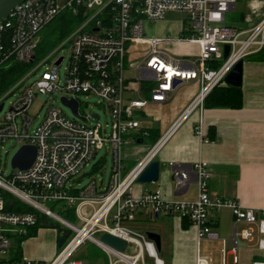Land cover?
I'll return each instance as SVG.
<instances>
[{"label": "built area", "instance_id": "1", "mask_svg": "<svg viewBox=\"0 0 264 264\" xmlns=\"http://www.w3.org/2000/svg\"><path fill=\"white\" fill-rule=\"evenodd\" d=\"M236 1L20 0L15 5L0 22V73L7 72L15 61L31 63V67L0 90V111L4 109L5 99L14 95L0 122V264H87L74 257L86 240L97 243L110 257L116 258L111 259V264L117 260L135 264L144 255L152 258L153 264H164L154 242L127 222L134 221L141 211L152 215L169 212L186 218L197 229L199 238L216 239L218 235L213 231L210 212L223 207L230 209L236 222L247 224L234 229L235 242L258 237L259 254L249 264H264V215L236 199L211 196L210 174L205 162L193 165L198 189L195 199L166 200L160 191L145 193L139 198L128 194L132 182L186 116L201 110L205 97L216 86L226 85L224 78L234 64L264 51V0H258L252 11L245 13L244 24H228L226 14L234 9ZM64 12L75 16L78 23L45 55L37 57L41 30ZM170 12L185 15L191 31L188 36L149 37L145 34V21L161 20ZM186 40L199 44V53L193 60L162 47L164 43ZM139 42H146L149 47L134 65L138 70L134 80L147 84L149 97L127 99L125 93L133 82L125 78L124 71L131 46ZM225 45L229 47L226 57ZM64 47L69 49V56L62 77L60 65L65 55L59 52ZM175 80L197 81L199 91L160 139L123 175L122 147L130 141L132 131H141L135 111L151 102L167 101L177 86ZM56 93L61 94L60 100L65 97L77 101V115L62 100V105L70 108L72 117L51 104L40 115L44 103L34 114L30 112L38 94L53 99ZM90 96H95L96 104L109 111L110 122L103 124L98 111L85 110ZM37 118L40 119L36 124ZM8 141L18 144L10 164L20 146L36 147L35 158L28 168L12 166L10 174L4 173L1 165L3 154L7 157L9 153L4 148ZM103 147L111 151L113 157L108 187L97 192L91 182L73 193V189L79 187L75 178ZM189 177V171L177 170L173 180L178 187H185ZM64 203L75 206L83 220L81 225L53 211ZM86 205L91 207L89 215L82 213ZM110 215L112 225L107 221ZM42 217L56 218L65 226L68 231L65 242L49 262L24 256L15 259L16 238L26 235ZM104 231L126 239L128 248L134 245L136 252L133 255L126 253L127 250L121 253L99 241ZM237 261L234 256L233 262ZM196 264L208 263L197 257Z\"/></svg>", "mask_w": 264, "mask_h": 264}, {"label": "crops", "instance_id": "2", "mask_svg": "<svg viewBox=\"0 0 264 264\" xmlns=\"http://www.w3.org/2000/svg\"><path fill=\"white\" fill-rule=\"evenodd\" d=\"M174 14L183 13L170 12L161 20L147 21L151 23L148 36H180L181 32L189 27V22L184 14L179 18L173 17ZM244 15L245 13H242L239 20L229 19V23L226 20L225 22L242 25ZM148 47L146 42L134 43L131 46L129 61L124 71L125 78L133 82L125 93L127 99L149 97L147 84H139L134 80L138 74L134 65L141 60ZM162 47L176 55L186 56L189 60H193L200 49L199 44L191 40L168 42ZM243 61L242 106L206 108L203 105L201 110L192 111L154 157L160 162L158 180L149 183L135 180L130 185L129 195L139 198L145 193L160 191L166 200L195 199L198 189L193 165L203 161L210 174L208 190L211 196L236 199L241 205L258 209L264 215V61H253L248 58ZM176 84L167 101L151 102L135 111L134 116L139 121L141 131H132L129 134L130 141L122 147L123 173L130 171L160 139L200 88L199 83L194 80L178 81ZM210 127L214 128L216 136L214 139L208 138ZM138 139L141 142H138ZM99 161L104 163L103 156L95 161L92 167ZM92 167L91 173L99 172L103 168L102 166L99 171L92 172ZM177 170H187L190 173L185 187H178L173 180L172 176ZM78 178L79 175L75 178L78 184L76 186H79L77 188L84 187L76 180ZM91 182H94L97 192L108 187L98 188L96 181ZM89 207L88 205L83 207L84 215L91 213L86 209ZM56 210L59 212L58 206ZM151 215L141 211L134 221L126 224L143 233L150 230L160 234L161 248L158 255L162 257L164 264H196L197 257H202L208 264H249L252 258L259 254L258 237L249 241L233 240L234 229H241L247 224L242 221L236 222L229 208L223 207L218 211L210 212L213 231L218 235L216 239L199 238L195 226L188 221L186 228L183 227V217L174 213L166 212L150 217ZM76 217H79L77 213ZM42 223L46 224L45 219ZM144 224L152 227H147L146 230L140 229L139 226ZM57 240L58 228L56 247ZM90 245L98 248L102 254L89 256ZM57 249L59 250L58 247ZM249 249H252L251 254L248 253ZM132 250L136 252L134 245ZM21 253L24 257L41 261L53 258V254L48 251L43 253L32 251L27 256L22 249ZM234 256L238 258L237 263L233 262ZM74 257L87 264H92L91 262L97 257L102 259V262L97 264H111V259L113 261L116 259L90 240H86L78 247ZM140 259L141 264H153L152 258L148 256ZM117 263L128 264L121 260H117L115 264Z\"/></svg>", "mask_w": 264, "mask_h": 264}, {"label": "rangeland", "instance_id": "3", "mask_svg": "<svg viewBox=\"0 0 264 264\" xmlns=\"http://www.w3.org/2000/svg\"><path fill=\"white\" fill-rule=\"evenodd\" d=\"M257 4H258V0H237L235 7H234V10L227 12L226 21L229 23L230 22L229 19H232V21L239 20L242 13L251 12L253 7ZM176 13H179V12H176ZM172 16L179 18V17H183V14L182 15L181 14H174ZM150 26H151V23H148L147 21L144 22V31H145L146 35H149L148 30H149ZM40 34L42 35L41 32H40ZM59 55H65V59H64L63 63L60 65V73H61V76L63 77L64 66L67 63V59L69 56V49L67 47L62 48V50L59 52ZM29 80H31V79H29ZM60 95H61L60 93H56V94H54V98L50 99L49 95L38 94L36 97V100H35V105L33 107H31L30 112L32 114H34L37 111L39 105L41 103H44V105L41 107V110L39 111L40 115L45 112L48 104H51V105H57V106L61 107L63 110V113L65 115H67L68 117H72V112H71L70 108L62 105L61 100H60ZM13 98H14V95H9L5 99L4 109L2 111H0V122L4 116V112L7 110V107L9 105V101L12 100ZM81 98L83 100H85L84 96H81ZM96 100H97V98L95 96H90L87 99L88 103L86 104L85 110H87V111H89V110L98 111L101 114V122L103 124H105L106 122H110L111 117H110L109 111L107 109L105 110L102 107H100L99 105H97ZM39 119L40 118L36 119V122H35L36 124L38 123ZM132 143H134V142H132ZM17 147H18V144L15 141H8L5 144L4 148L6 150H9L8 156L6 157L3 154V158H2V165L1 166H2V169H3L5 174H10L13 171L12 166L10 164V157L13 154V152L16 150ZM101 156H103V159H104L103 168L99 172L91 173L90 170H91L92 164L95 161H97ZM5 158L7 159L6 161H5ZM112 168H113L112 153H111V151L105 150V148L103 147L102 149H100L97 152L96 156L91 159V161L88 163V165L85 166L81 170V172L79 174V178L77 180L81 185H84V186L89 184L93 180L96 181L98 188H99V186H108L109 181H110V177H111V173H112ZM124 174H126V172H124L123 175ZM77 177H78V175H77ZM86 209L91 212L90 207L86 208ZM53 211L61 216V214L59 212H57L56 210H53ZM107 221L109 222V224H111V225L113 224L111 215L108 217ZM73 222L77 225H81L83 220H81V217L79 216ZM45 223H46L45 225L41 226L40 230L38 231V233L35 237H27L26 239L23 240V243L21 244V246H22L24 255L28 256V254L32 251H39L42 253L48 251V252L53 254V257L56 255L57 250H58L56 247V229L61 225V222L56 218L46 217ZM139 227L142 230H146L147 227H152V226L144 224V225H141ZM99 234L100 233H97V235H99ZM132 249H133V245H130L127 252L129 254H133L134 251ZM251 250L252 249H249V251H248L249 254H251ZM144 257H146V256L144 255ZM49 261H51V260L49 259L48 262ZM87 262L89 263L88 260H87ZM100 262H102V259L100 257H97L91 263L97 264ZM137 263L141 264V259H139L137 261ZM117 264H122V263H117Z\"/></svg>", "mask_w": 264, "mask_h": 264}, {"label": "trees", "instance_id": "4", "mask_svg": "<svg viewBox=\"0 0 264 264\" xmlns=\"http://www.w3.org/2000/svg\"><path fill=\"white\" fill-rule=\"evenodd\" d=\"M78 23V20L75 16L68 12H64L56 16L53 20H51L42 30L40 34V41L36 50V56L40 57L45 55L49 50H51L55 45H57L70 31L73 27ZM45 30V31H44ZM44 31V32H43ZM189 27L184 29L181 32L182 36H188L190 34ZM249 60L253 61H264V51L252 55L248 57ZM31 67V63H23L15 61L9 67L7 72L0 73V90L15 81L19 78L24 72H26ZM242 89L241 88H234L227 85H220L216 86L204 99V107L206 108H219V107H226V108H240L242 106ZM214 128L210 127L208 132V138L214 139L215 133ZM103 163L101 161L95 163L92 167V172L99 171ZM80 188H75L73 193H78ZM59 208V213L61 216L71 222L77 219L75 213V206H69L64 204L57 205ZM52 207V205H51ZM152 217V215L150 216ZM46 219V217H42L36 223V225L30 227L28 229V233L26 235L20 236L16 238V251L14 258L20 259L22 257V241L27 237L34 236L37 233L38 228L44 225L42 220ZM188 220L183 218V227L186 228ZM97 254H102L98 248L95 246L90 245L88 255L89 256H96ZM160 255V253L158 252ZM160 258H162L160 256Z\"/></svg>", "mask_w": 264, "mask_h": 264}, {"label": "water", "instance_id": "5", "mask_svg": "<svg viewBox=\"0 0 264 264\" xmlns=\"http://www.w3.org/2000/svg\"><path fill=\"white\" fill-rule=\"evenodd\" d=\"M20 0H0V22L4 20L9 13L13 10L15 5ZM228 45H225V53L224 57H226L228 53ZM243 63L244 61L241 59L237 61L234 66L230 69L227 75L224 78V82L227 86H231L234 88H241L242 86V78H243ZM178 81H174V85ZM62 102L69 106L73 113L77 115V101L75 99H66L65 97L61 98ZM0 105V109H1ZM95 117H98L97 114H94ZM141 142L140 139L137 140ZM36 155V147L32 144H24L18 148L15 154L11 158V166L19 167L21 169L28 168ZM160 173V162L158 159H152L144 169L139 173L136 177V181L140 183H149L155 182L158 180ZM173 177V176H172ZM65 231V233H64ZM147 238L152 240L155 244L157 251L161 248V237L160 234L154 231L147 230L145 231ZM68 236V231L65 226L61 223L58 227V240H57V247L60 248L66 240ZM99 241L111 246L112 248L118 250L121 253H125L128 248V241L115 233L110 231H104L101 233L99 237Z\"/></svg>", "mask_w": 264, "mask_h": 264}, {"label": "bare ground", "instance_id": "6", "mask_svg": "<svg viewBox=\"0 0 264 264\" xmlns=\"http://www.w3.org/2000/svg\"><path fill=\"white\" fill-rule=\"evenodd\" d=\"M123 259H125L124 257H122ZM135 264H138L137 262H135Z\"/></svg>", "mask_w": 264, "mask_h": 264}, {"label": "flooded vegetation", "instance_id": "7", "mask_svg": "<svg viewBox=\"0 0 264 264\" xmlns=\"http://www.w3.org/2000/svg\"><path fill=\"white\" fill-rule=\"evenodd\" d=\"M64 233H65V231H64Z\"/></svg>", "mask_w": 264, "mask_h": 264}]
</instances>
